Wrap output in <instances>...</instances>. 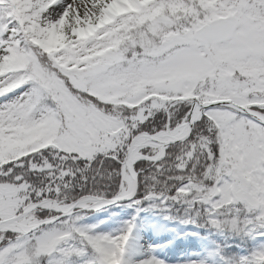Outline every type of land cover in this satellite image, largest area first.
<instances>
[{
    "label": "snow or ice",
    "instance_id": "obj_1",
    "mask_svg": "<svg viewBox=\"0 0 264 264\" xmlns=\"http://www.w3.org/2000/svg\"><path fill=\"white\" fill-rule=\"evenodd\" d=\"M0 98V264H129L125 199L264 264V0H0Z\"/></svg>",
    "mask_w": 264,
    "mask_h": 264
},
{
    "label": "rangeland",
    "instance_id": "obj_2",
    "mask_svg": "<svg viewBox=\"0 0 264 264\" xmlns=\"http://www.w3.org/2000/svg\"><path fill=\"white\" fill-rule=\"evenodd\" d=\"M3 98H0L2 100ZM127 201V200H126ZM128 202V201H127ZM109 206V205H108ZM153 217L154 219H167L170 222L177 224H183L184 226H187L188 228H191L195 231V235L200 236V241H203L204 248L206 249V257L205 258H195L193 256H181L176 259H170V258H161L160 261H163V264H191V262L195 261L196 264H230V262L235 261V253H238L242 256L246 255L247 252L252 248L253 241L246 235L248 246L246 248H237L236 247H229L231 243L227 240V234L226 230H230L233 232L234 230L230 227H225L226 230L223 228H213L209 226L208 228H202L200 225L197 224L196 221L191 220H183L185 222L180 223L178 220H175V218L168 216L165 214L163 216V213H158L154 209L144 210L141 212H136L130 209L129 207H123L120 208L117 211L110 212V210L107 208V206H102L99 209H85L80 212V220L78 223L82 225H98L97 230L102 231L105 233H112V232H118L124 225L125 221H128L132 219V217H135V228L134 230L136 232H133L132 237H139L137 233H139V229L137 227V221L139 217ZM142 222V221H141ZM111 223H114V225H110ZM204 223V222H203ZM143 242L141 240H137L133 242L135 245L133 248V252H135L134 257L130 258L126 255V259L129 261V264L132 262L138 261L140 258H143L145 253H152L153 250H157L158 247L153 245H145V241L147 240L142 235ZM198 239V238H197ZM145 240V241H144ZM132 244V246L134 245ZM144 244V245H143ZM143 245V246H139ZM226 245V250L229 251V254L227 255V252L224 251V254H221V251L223 250L222 246ZM144 252V254H143ZM142 255V256H141ZM139 257V258H137ZM229 258L231 260H228L226 258Z\"/></svg>",
    "mask_w": 264,
    "mask_h": 264
},
{
    "label": "bare ground",
    "instance_id": "obj_3",
    "mask_svg": "<svg viewBox=\"0 0 264 264\" xmlns=\"http://www.w3.org/2000/svg\"><path fill=\"white\" fill-rule=\"evenodd\" d=\"M137 222L138 224L136 228L139 229L138 235L140 237L137 239H140L141 242H143L141 236L143 234V236L147 239L146 241L144 240L145 245L159 246L158 249L155 251L153 250L151 254L148 252L144 254L143 252L144 256L141 255L143 258H140L139 260L147 259L149 257H154L158 260L161 258L176 259L181 256H193L195 258L206 257V249L203 244L204 242L196 239L195 231L193 229H183L175 223H167L166 221L164 222L154 219L150 216ZM110 225H114V223H111ZM133 232L136 231L134 230ZM171 235H174V237ZM171 239L172 241L177 239V243L173 244L170 242ZM134 240L135 239L132 237L126 254L130 258L134 257L135 252H133V248L137 246L133 243L135 242ZM132 244L134 245L132 246ZM136 262H132L131 264H136Z\"/></svg>",
    "mask_w": 264,
    "mask_h": 264
},
{
    "label": "trees",
    "instance_id": "obj_4",
    "mask_svg": "<svg viewBox=\"0 0 264 264\" xmlns=\"http://www.w3.org/2000/svg\"><path fill=\"white\" fill-rule=\"evenodd\" d=\"M107 198H110V197H107ZM145 205H149V203H148V202H144V203L140 206V208H144V207H146ZM133 208L136 209V207H133ZM233 233H234L233 235L237 236V240H239V241H241V243H243L242 241H243L244 239L241 238V232H239V233L237 232V233H236V231H234ZM241 243H240V244H241Z\"/></svg>",
    "mask_w": 264,
    "mask_h": 264
}]
</instances>
